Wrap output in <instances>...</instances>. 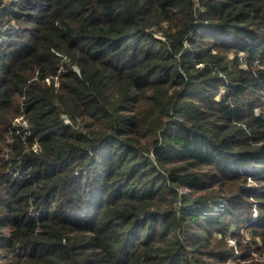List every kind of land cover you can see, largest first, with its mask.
I'll use <instances>...</instances> for the list:
<instances>
[{
  "label": "trees",
  "instance_id": "obj_1",
  "mask_svg": "<svg viewBox=\"0 0 264 264\" xmlns=\"http://www.w3.org/2000/svg\"><path fill=\"white\" fill-rule=\"evenodd\" d=\"M0 264H264V0H0Z\"/></svg>",
  "mask_w": 264,
  "mask_h": 264
},
{
  "label": "rangeland",
  "instance_id": "obj_2",
  "mask_svg": "<svg viewBox=\"0 0 264 264\" xmlns=\"http://www.w3.org/2000/svg\"><path fill=\"white\" fill-rule=\"evenodd\" d=\"M65 119V118H64ZM65 122H66V120H65Z\"/></svg>",
  "mask_w": 264,
  "mask_h": 264
}]
</instances>
